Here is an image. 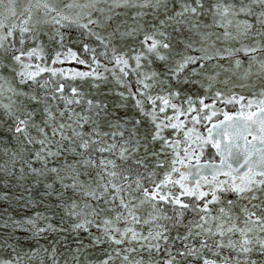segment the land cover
I'll return each mask as SVG.
<instances>
[{
    "label": "snow or ice",
    "instance_id": "6c2138e0",
    "mask_svg": "<svg viewBox=\"0 0 264 264\" xmlns=\"http://www.w3.org/2000/svg\"><path fill=\"white\" fill-rule=\"evenodd\" d=\"M0 264H264V0H0Z\"/></svg>",
    "mask_w": 264,
    "mask_h": 264
}]
</instances>
